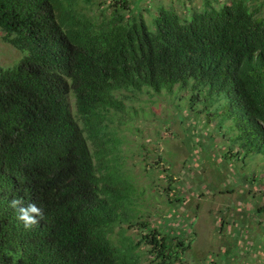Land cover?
<instances>
[{
	"label": "trees",
	"instance_id": "16d2710c",
	"mask_svg": "<svg viewBox=\"0 0 264 264\" xmlns=\"http://www.w3.org/2000/svg\"><path fill=\"white\" fill-rule=\"evenodd\" d=\"M106 3L0 0L2 38L23 53L0 68V264H137L141 244L151 264H180L190 242L132 219L106 173L114 158L102 126L124 112L119 90L198 97L231 86L264 134L260 1L202 0L183 15L159 4L150 20L139 3ZM17 197L43 208L31 229L9 207ZM122 225L137 241L113 242Z\"/></svg>",
	"mask_w": 264,
	"mask_h": 264
},
{
	"label": "rangeland",
	"instance_id": "374dc122",
	"mask_svg": "<svg viewBox=\"0 0 264 264\" xmlns=\"http://www.w3.org/2000/svg\"><path fill=\"white\" fill-rule=\"evenodd\" d=\"M128 1L133 12L139 3L146 20L159 4L181 15L202 4ZM256 1L264 15V0ZM148 26L153 29L152 23ZM2 37L0 31V68L11 67L23 53ZM143 88L137 94L117 91L124 112L110 111L102 126L114 158L106 173L118 187L120 202L132 219L190 242L180 264H264V222L252 214L253 206L264 203L262 130L253 125L231 86L220 96L198 97L177 87L161 93ZM70 107L75 113L73 97ZM260 216L264 221V213ZM138 237L139 230L122 225L111 238L120 246ZM135 254L137 264H151L145 245Z\"/></svg>",
	"mask_w": 264,
	"mask_h": 264
},
{
	"label": "clouds",
	"instance_id": "9594fccd",
	"mask_svg": "<svg viewBox=\"0 0 264 264\" xmlns=\"http://www.w3.org/2000/svg\"><path fill=\"white\" fill-rule=\"evenodd\" d=\"M9 207L16 212V218L25 229H31L43 219V208L36 203H28L26 206L21 198L17 197L9 202Z\"/></svg>",
	"mask_w": 264,
	"mask_h": 264
},
{
	"label": "crops",
	"instance_id": "0c3cea01",
	"mask_svg": "<svg viewBox=\"0 0 264 264\" xmlns=\"http://www.w3.org/2000/svg\"><path fill=\"white\" fill-rule=\"evenodd\" d=\"M263 197H264V194H263ZM252 210H253L252 211L253 216L255 215L259 218L260 221H258V222H264L263 220L260 219L261 218L260 214L264 213V203L262 206L261 205L257 206V207L253 206Z\"/></svg>",
	"mask_w": 264,
	"mask_h": 264
}]
</instances>
